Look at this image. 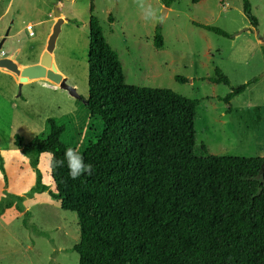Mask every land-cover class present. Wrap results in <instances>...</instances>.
Wrapping results in <instances>:
<instances>
[{"label":"rangeland","instance_id":"obj_1","mask_svg":"<svg viewBox=\"0 0 264 264\" xmlns=\"http://www.w3.org/2000/svg\"><path fill=\"white\" fill-rule=\"evenodd\" d=\"M58 1L0 0V41L9 30L0 53L19 51L20 61L35 63L51 34L55 18L48 14L54 17ZM248 1L255 28L243 13L242 0H176L169 7L164 0H145L164 17L163 23L144 20L136 0H62L65 22L53 62L81 100L46 80L23 84L18 95V84L0 71V264H78L72 251L79 242L76 215L63 211L51 197L54 185L46 157L41 154L33 166L13 142L19 136L23 147H29L47 136L48 120H53L64 127L61 142L84 151L90 118L83 103L88 98L90 5L106 43L118 55L125 85L167 89L198 101L196 156L203 145L216 157L264 158V0ZM28 24L33 37L25 30ZM200 26L217 28L228 37ZM156 33L162 36L160 49L153 44ZM215 69L229 86L210 81ZM252 79L258 82L229 104L221 100Z\"/></svg>","mask_w":264,"mask_h":264},{"label":"trees","instance_id":"obj_2","mask_svg":"<svg viewBox=\"0 0 264 264\" xmlns=\"http://www.w3.org/2000/svg\"><path fill=\"white\" fill-rule=\"evenodd\" d=\"M174 1L164 0L165 7ZM242 2L244 15L257 27L249 1ZM89 12L90 118L79 154L92 165L91 175L69 176L64 127L53 120L47 136L29 147L19 136L13 142L33 166L43 152L64 161L50 172V195L76 215L79 242L72 251L78 264H264V158L216 157L203 145L196 156L198 101L167 89L125 85L118 55L106 43L92 5ZM200 28L228 37L214 27ZM153 44L163 47L159 33ZM210 81L229 86L219 69ZM256 82L221 100L229 104Z\"/></svg>","mask_w":264,"mask_h":264},{"label":"water","instance_id":"obj_3","mask_svg":"<svg viewBox=\"0 0 264 264\" xmlns=\"http://www.w3.org/2000/svg\"><path fill=\"white\" fill-rule=\"evenodd\" d=\"M62 0H59L54 4L53 14L55 18V23L52 27L51 34L48 37L46 42L45 50L42 53L40 60L37 64L27 66L24 68H19L18 65L14 62L15 55L9 58H0V68L4 69L18 78V87L19 94L20 89L23 84L28 81L34 80H46L51 84L58 86L59 89L67 91L68 94L77 99L81 100V97L77 94L76 90L70 87L65 78L57 71L54 62H53V51L55 49V42L60 33L61 25L64 22L61 14ZM165 13V12H164ZM9 30L5 33V38L8 36ZM5 38H2L0 41V49L5 41ZM84 105L87 106V100L83 101ZM264 171V160L261 166V172Z\"/></svg>","mask_w":264,"mask_h":264},{"label":"clouds","instance_id":"obj_4","mask_svg":"<svg viewBox=\"0 0 264 264\" xmlns=\"http://www.w3.org/2000/svg\"><path fill=\"white\" fill-rule=\"evenodd\" d=\"M138 8L143 14V19L146 21L158 19L163 23L164 17L158 16L157 12L151 5H146L145 0H136ZM45 159V167L51 172L57 167L64 166V161L57 160L53 152H43ZM64 159L67 161V167L69 169V176L72 179H77L84 174L91 175L92 165L86 164L83 157L74 149L68 148L64 153Z\"/></svg>","mask_w":264,"mask_h":264},{"label":"crops","instance_id":"obj_5","mask_svg":"<svg viewBox=\"0 0 264 264\" xmlns=\"http://www.w3.org/2000/svg\"><path fill=\"white\" fill-rule=\"evenodd\" d=\"M6 11H7V8L5 9V13H6ZM4 15H2L1 17H0V20L2 19V17H3ZM48 18H54L53 16H51L50 14H48ZM63 18V17H62ZM64 22H65V20H64ZM63 22V23H64ZM29 25V24H28ZM27 26V25H26ZM26 28V27H25ZM49 35H47V37H48ZM44 50H45V46L44 47H42L41 49H40V51L38 52V55H37V59H36V62L35 63H24V62H22V61H20V54H19V51H17V52H13V54H10V55H8L9 53H5V52H3V51H1V53H0V58H9V57H11V56H13V55H15V59H14V62L18 65V67L19 68H24V67H27V66H31V65H33V64H37L38 62H39V60H40V57H41V55H42V53L44 52ZM53 60H54V56H53ZM0 71H2V73L4 74V75H7V76H9V77H11L13 80H14V82L16 83V84H18V78L14 75V74H12V73H10V72H8V71H6V70H4V69H1L0 68ZM29 82V81H28ZM23 86V85H22ZM55 86V85H54ZM57 88H58V86H56ZM88 126V125H87ZM87 128V127H86ZM85 131H86V129H85ZM84 135H85V132H84V134H83V138H84ZM83 138H82V143H83ZM69 148V147H68Z\"/></svg>","mask_w":264,"mask_h":264},{"label":"built area","instance_id":"obj_6","mask_svg":"<svg viewBox=\"0 0 264 264\" xmlns=\"http://www.w3.org/2000/svg\"><path fill=\"white\" fill-rule=\"evenodd\" d=\"M26 32L28 33V36L29 37H33L34 36V33H33V27L32 25H27L26 28H25ZM1 38V36H0Z\"/></svg>","mask_w":264,"mask_h":264}]
</instances>
